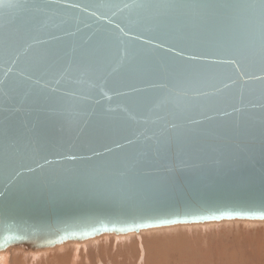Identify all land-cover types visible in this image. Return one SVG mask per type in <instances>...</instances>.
Listing matches in <instances>:
<instances>
[{"label": "water", "instance_id": "95a60500", "mask_svg": "<svg viewBox=\"0 0 264 264\" xmlns=\"http://www.w3.org/2000/svg\"><path fill=\"white\" fill-rule=\"evenodd\" d=\"M123 2L131 0H0V81H5L0 85V254L9 249L49 251L102 236L180 225L264 222V82L231 84L232 68L209 69L198 85L209 95L196 97L190 112L194 119L202 120L201 110L212 117L191 126L204 152L191 153L180 144L173 158L161 164L148 150L159 136V117L171 119L170 113L189 107L185 98L139 94L147 99L143 107L133 109L136 119L130 121L121 111L127 97L109 91L112 99L101 100L89 77L77 74L69 79L55 68L44 70L50 53L71 54L83 40L95 44L100 36L118 32L117 23L131 28L121 37L124 44L153 59L179 61V41L160 37L152 26L136 28L134 16L112 7ZM9 3L29 7L5 8ZM42 4L50 6L41 18L45 25L26 30L21 21L39 15L33 6ZM137 35L139 40L134 39ZM247 40L251 43L255 37ZM119 46L112 41L105 55L112 58ZM189 54L185 48V61ZM11 59L17 63L5 77V61ZM129 67L125 64L113 76H124ZM223 83L230 86L223 88ZM53 88L58 91L53 93ZM66 90L76 95L63 106L44 99ZM109 107L116 111H103ZM123 170L136 177L135 193L107 194L105 188L119 182L117 173Z\"/></svg>", "mask_w": 264, "mask_h": 264}, {"label": "snow or ice", "instance_id": "6c2138e0", "mask_svg": "<svg viewBox=\"0 0 264 264\" xmlns=\"http://www.w3.org/2000/svg\"><path fill=\"white\" fill-rule=\"evenodd\" d=\"M4 7L27 9L29 6L9 3ZM33 7L39 15L21 21L22 26L29 31L36 25H45L41 22V18L48 15L47 10L50 6L42 4ZM68 7L77 8L79 5L70 4ZM112 7L119 12L127 10L131 16H134L136 28L144 29L146 26H152L160 37L179 41L182 47L176 53V57L180 60L153 59L131 43L124 44L121 37H127L131 28L121 27L120 23H117L115 27L118 32L100 36L95 44L90 40H83L79 50L73 47L71 54L50 53V62L44 70L55 68L61 76H67L69 79L77 74L81 77H89L93 81L92 88L95 94L101 100L112 99L108 95L109 91L116 97H127L128 105L131 107L126 105L121 111L126 113V118L130 121L136 119L133 109L143 107L147 99L139 94L153 93L173 99L185 98L189 107L173 111L170 113L171 119L159 117L163 124L155 146H149L148 150L156 154L161 164L173 158L174 149L180 144L190 149L191 153L204 152V147L191 126L199 125L203 120L210 121L212 117L206 115L203 110L199 112L202 120L194 119L190 114L192 108L196 107L192 101L196 97L209 95L201 91L198 85L202 82L205 73L217 66L230 67L234 70L235 78L231 76L228 78L231 84L236 83L237 80L242 83L250 80L264 82V0H131ZM109 23H112L111 19ZM66 34L75 35V33ZM249 36L255 37L251 43L247 40ZM49 37L52 40L59 39L51 34ZM134 39L139 40L140 35ZM112 41H119L122 46H119L115 55L109 58L105 55V49ZM37 42L44 43V41ZM3 43V49L7 53L10 47L7 35ZM144 43L151 41L146 40ZM163 44L162 40L157 47L162 48ZM185 48L190 50L186 61L183 56ZM16 63L15 59H11L10 63L5 61V77L10 76L13 72L12 65ZM113 63L115 67H112ZM125 64L130 65L127 73L119 78L114 77L113 73L117 72L118 68H123ZM26 79L30 80L31 77L27 76ZM4 83L5 81H0V85ZM222 86L228 88L230 84L223 83ZM51 91L55 93L58 89L53 88ZM75 95V91L66 90L59 96L50 95L44 99L47 103L63 106ZM261 107H264V104ZM233 110L239 111V109ZM103 111L111 113L116 109L109 107ZM261 119L264 120V115ZM127 142L133 143L132 140ZM65 158L76 159L74 156ZM28 171L34 169L29 168ZM16 175L19 176L20 172ZM117 175L120 177L119 182L105 188V192L119 197L134 194L138 186L136 177L129 176L128 170L119 171Z\"/></svg>", "mask_w": 264, "mask_h": 264}, {"label": "rangeland", "instance_id": "374dc122", "mask_svg": "<svg viewBox=\"0 0 264 264\" xmlns=\"http://www.w3.org/2000/svg\"><path fill=\"white\" fill-rule=\"evenodd\" d=\"M0 264H264V222L180 225L102 236L47 252L9 249L0 254Z\"/></svg>", "mask_w": 264, "mask_h": 264}, {"label": "bare ground", "instance_id": "6f19581e", "mask_svg": "<svg viewBox=\"0 0 264 264\" xmlns=\"http://www.w3.org/2000/svg\"><path fill=\"white\" fill-rule=\"evenodd\" d=\"M155 233H156V231L154 232V234H155ZM169 233H170V232H169ZM154 234H153V235H154ZM160 234H161V233H160ZM164 234H165V233H164ZM166 234H167V233H166ZM166 234H165V235H166ZM155 235H156V234H155ZM145 236H146V235H145ZM148 236H150V234H148L147 237H148ZM161 236H164V235L161 234ZM170 236H171V233H170ZM125 237H126V236H125ZM154 237H155V236H154ZM156 237H157V236H156ZM129 238H130V237H129ZM172 238H173V237H172ZM174 238H175V237H174ZM118 239H120V238H118ZM125 239H127V238H125ZM167 239H168V238H167ZM129 240H130V239H129ZM147 240H148V239H147ZM147 240H146V241H147ZM163 240H165V239H163ZM125 241H126V240H125ZM127 241H128V240H127ZM142 242H143V240H142ZM151 242H152V241H151ZM130 243H131V242H130ZM147 243H148V242H147ZM127 244H128V243H127ZM131 244H132V243H131ZM131 244H130V245H131ZM157 244H158V243H157ZM69 246H70V243H69V244H64V245H62V246H58V247H56V248H54V249H52V250H55V249L62 250L64 247L68 248ZM92 246H93V245H92ZM125 247H126V246H125ZM131 247H132V245H131ZM144 248H145V247H144ZM94 249H95V247H94ZM123 249H125V248H123ZM126 249H127V248H126ZM145 249H146V248H145ZM132 250H133V249H132ZM12 251H14V250H12ZM17 251H18V250H17ZM46 252H47V251H46ZM153 255H154V254H153ZM175 256H176V255H175ZM74 257H75V255H74ZM150 257H151V256H150ZM154 257H155V255H154ZM54 258H55V257H54ZM54 258H53V259H54ZM57 259H58V258H57ZM150 260H152V259L150 258ZM153 261H154V260H153ZM155 262H156V261H155Z\"/></svg>", "mask_w": 264, "mask_h": 264}]
</instances>
